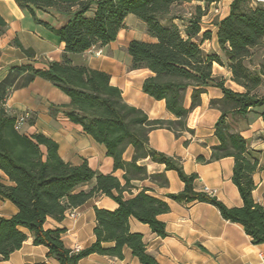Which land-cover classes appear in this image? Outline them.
I'll return each mask as SVG.
<instances>
[{"label":"trees","instance_id":"obj_1","mask_svg":"<svg viewBox=\"0 0 264 264\" xmlns=\"http://www.w3.org/2000/svg\"><path fill=\"white\" fill-rule=\"evenodd\" d=\"M12 1L35 24L54 35L63 50L59 61H48L42 68L31 64L15 66L0 81V172L9 183L0 178V198L17 209L11 217L0 218V261H7L30 236L32 244L45 247L46 256L58 264H78L94 254L123 260L125 249L140 264H156L145 252L143 236L131 232L129 226L133 219L157 237L165 236V225L158 217L169 212L168 204L151 195V189L135 184L148 181L161 188L168 186L163 173L149 174L140 164L146 159L163 165L165 171H174L183 183L181 192L166 196L169 200L183 205L209 204L223 220L242 226L252 245H264V210L252 197V177L259 170L258 163L249 156L246 140L228 121V117L238 120L256 113L264 123V95L260 94L264 90V65L254 71L244 64L251 52L264 44V5L232 0L228 15L213 22L220 56L202 49V43L209 41L212 33L201 32L200 28L209 6L218 0ZM185 3L197 5L180 28L174 23L179 18L172 9ZM48 10L65 16L66 22L55 28L36 18V11ZM129 15L139 20L154 40L128 42L129 69L150 73L141 91L154 101H163L173 120H150L142 110L125 102L121 90L110 84L107 73L73 62L76 55L114 42ZM6 29L0 15V36ZM12 44L27 59L35 58V52L18 39L14 38ZM213 64L227 68L230 80L243 92L226 88L224 79L213 75ZM36 78L48 82L69 100L67 105L50 106L49 114L54 117L60 113L100 145L112 161L113 172H122L121 180L112 173L91 169L86 160L79 165L65 162L54 140L22 131L20 119L7 112L6 100L12 91L26 88ZM209 87L222 93L221 98L211 99L208 104L220 113L213 127L218 144L210 148L209 159L198 156L196 160L210 163L233 159L231 182L242 202L239 208H228L215 197L196 192L193 184L197 176L184 173L181 159L157 152L149 145V133L157 129L168 130L175 137L193 135L187 117L200 106L201 95ZM27 123L31 125L33 121ZM129 148L131 157L125 160L123 156ZM100 196L113 201L116 207L93 208L94 241L88 247L71 250L62 241L63 229L44 228L47 218L61 222L68 212Z\"/></svg>","mask_w":264,"mask_h":264},{"label":"crops","instance_id":"obj_2","mask_svg":"<svg viewBox=\"0 0 264 264\" xmlns=\"http://www.w3.org/2000/svg\"><path fill=\"white\" fill-rule=\"evenodd\" d=\"M231 2L232 0H218L217 3L209 6L207 11L210 13L211 10H217L220 12L218 19L221 20L228 15ZM195 5L197 4L180 5L179 7L186 9V14L182 17L177 16L179 19L174 20V23L182 28L192 11L191 8ZM39 12L46 18L39 17ZM0 15L7 24L5 33L0 36V81L15 66L31 64L35 68H42L48 61L60 60L63 44L39 25H30L31 31L26 33L22 23L27 20L28 14L22 12L12 0H0ZM35 15L36 18L46 21L55 28L62 26L67 20L65 16L52 10L45 13L36 11ZM207 16L206 13L201 19V32L209 31L201 25ZM128 20L140 26L139 36H130L125 42L119 43L121 35L124 37L125 34L130 33L124 28L118 33L114 42L101 49H90L82 55H76L73 57V62L107 73L110 76V84L121 90L125 102L142 110L150 120H173V116L165 110L163 101H154L141 91L142 82L150 73L146 70L131 71L129 69L130 58L126 54L128 42L131 40L154 42V40L146 34L144 25L132 15L126 17L124 27L128 26ZM212 28L211 40L218 52L212 51L219 55L215 37L216 28L214 25ZM24 36H28L29 43H24ZM13 38H17L25 48H31L36 54L35 58L27 59L19 50L10 46L9 40ZM118 50L122 58H119ZM254 58L257 59L255 64ZM263 61L264 48H257L251 52V57L244 64L249 69L258 71ZM212 72L214 76L224 79L226 88L238 93L243 92L241 87L230 80L227 68L213 64ZM221 97V91L214 87L207 88L201 95L200 106L187 117V126L194 131L193 135L183 133L175 137L168 130L157 129L149 133V145L157 152L180 158L184 173L197 176L193 184L196 192H203L204 188H207L210 192L209 196L215 197L226 207L239 208L242 202L236 187L231 182L233 159L223 158L210 163H200L196 160L198 156L209 159L210 148L218 144L213 136V127L220 113L210 108L208 104L209 100ZM68 103L66 96L48 82L36 78L26 88L11 92L6 100V109L10 115L20 119L24 133H40L54 140L59 146V155L63 161L79 165L86 160L91 169L102 174L112 173L121 180L122 172H113L112 161L105 156L104 149L100 145L83 135L78 126L66 121L60 113L54 117L49 114L50 106ZM186 104L187 106L189 104L188 98ZM259 111L260 109L256 110V112ZM28 119L33 121L31 125L27 123ZM228 121L233 129L246 140L249 156L258 163L259 170L252 177L255 185L252 197L264 210V123L256 113L249 114L245 119L233 120L228 117ZM123 157L125 160H130V148ZM140 164L146 167L149 174L163 173L168 181V186L165 188L148 181L135 183L138 187L151 189V195L168 204L169 212L158 217L159 221L165 225V236L157 237L147 226L133 219L129 222L131 232L143 236L145 252L156 261V264H263L259 255L264 257V245H252L242 226L223 220L217 209L209 204L183 205L169 200L167 195L178 194L184 187L177 174L174 171H165L163 165L148 159L141 161ZM0 178L5 184H9L1 172ZM94 207L113 210L116 205L110 199L100 196L73 209L72 211L76 214L74 218L65 216L61 222L47 218L44 228L63 229L62 241L65 247L71 250L84 249L94 241L92 232L95 225ZM16 212L17 209L9 201L0 198V218H9ZM46 253L45 247L34 246L32 238L28 236L20 249L13 252L7 261H0V264H58L55 259L48 258ZM78 264L140 263L125 249L123 260L94 254L81 259Z\"/></svg>","mask_w":264,"mask_h":264},{"label":"rangeland","instance_id":"obj_3","mask_svg":"<svg viewBox=\"0 0 264 264\" xmlns=\"http://www.w3.org/2000/svg\"><path fill=\"white\" fill-rule=\"evenodd\" d=\"M191 9H193V8H191ZM172 14L173 15H176V16H179V17H182L183 15L186 14V9L185 8H181L179 6H176L175 8L172 9ZM207 15L208 16L204 19V21H203V23L201 25H202V28H204V29L205 28H208V30L212 33L213 32V28H212L213 22L216 19H218V16L220 15V12L217 11V13H216L214 10H211L210 13H208V11H207ZM38 16L41 17V18H46L44 15H42L41 12L38 13ZM42 21H44V20H42ZM127 24H128V26L127 27H124V28L127 29V30H129L130 33L125 34L124 37L121 35L120 38H119V43L125 42V40L127 38H129L130 36H139L141 34V28H140V26L136 22L134 23L133 21L131 22V21L128 20L127 21ZM178 24H179V22H178ZM30 25L33 26V25H37V24H35V22L33 21L32 17L28 15L27 16V20L22 23V27L26 30L25 31L26 33H28V31H31ZM13 40H14V38L9 40V45L12 46V47H13V44H12ZM23 41H24V43H29L28 36H24L23 37ZM260 48H264V44ZM202 49L206 53H214V51H212V50H216V52H218L215 44L213 43V41L211 39L208 42H205L203 44ZM119 51L120 50L117 51L118 52V55H119V58H122L121 53ZM219 55L222 56L220 52H219ZM121 61H122V59H121ZM249 62L251 63L250 60H249ZM253 62L255 64V62H257V59L254 58ZM263 65H264V61H263ZM260 94L264 95V90H261L260 91ZM28 120H30V119H28Z\"/></svg>","mask_w":264,"mask_h":264},{"label":"built area","instance_id":"obj_4","mask_svg":"<svg viewBox=\"0 0 264 264\" xmlns=\"http://www.w3.org/2000/svg\"><path fill=\"white\" fill-rule=\"evenodd\" d=\"M249 1H250L251 5H255V4L264 5V0H249ZM215 12L217 13V10H215ZM203 193L209 195L210 192L207 188H204ZM66 216H68L69 218H74L76 216V214L73 211H71V212H68L66 214ZM75 251H78V249H75ZM259 258H260L261 263L264 264V257L259 255ZM247 264H249V263H247Z\"/></svg>","mask_w":264,"mask_h":264}]
</instances>
